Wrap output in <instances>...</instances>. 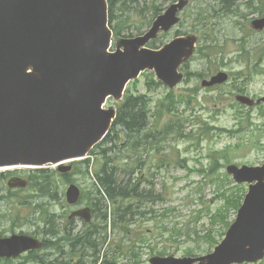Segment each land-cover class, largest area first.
Listing matches in <instances>:
<instances>
[{
	"label": "rangeland",
	"instance_id": "374dc122",
	"mask_svg": "<svg viewBox=\"0 0 264 264\" xmlns=\"http://www.w3.org/2000/svg\"><path fill=\"white\" fill-rule=\"evenodd\" d=\"M126 1L124 7L123 2L116 7L113 22L121 29L119 39L129 37V33L135 36L140 30L146 31L156 6L160 8L158 11H164L172 2ZM186 1L179 26L162 34L160 40L166 43L178 29L195 39L194 54L190 62L182 65L187 75L176 86H151L152 72L142 74L137 82L130 84L135 94H145L150 102L148 120L156 139L153 140L155 145L152 146L149 139V143L138 150L144 152V155L139 153L142 155L140 167L136 165V156L128 149L126 155L136 167L134 176L139 175L141 189L153 188V197L135 200L132 208L137 211L129 212L121 222L117 220L112 202L101 205L87 225L79 219L73 221L75 233L94 225L99 227L95 234L100 250L96 253L99 263L107 258L115 264H150L152 257L209 253L222 240V234L228 229L226 224L235 217L234 209L230 208L225 218L218 217L211 222L214 213L227 207L224 197L239 193L227 168L233 164L257 166L264 162V103L256 102L264 96V33L255 34L251 29L252 19L264 15V0ZM244 3H250L255 10ZM122 8L129 11H122ZM221 70L230 73L226 84L217 89L201 86L202 79ZM237 94L255 98V104L252 107L242 105L236 100ZM120 102L109 99L107 106L117 108ZM117 130L120 135L117 145L127 143L128 133L121 126ZM156 151L160 153L156 154ZM94 156L97 169L98 163L103 162L101 149L96 150ZM125 161L121 158L115 163L123 168ZM3 171L5 169H0V173ZM84 171L79 169L68 176V180L62 174L57 175L60 194L56 198L60 199L39 198L42 205L37 212L31 198L36 195L33 185L26 191H8L5 180L0 178V196L8 194L7 198L0 199V213L6 216L1 230L7 231V235L34 233L45 239L40 231L43 213L39 214L45 209L58 216L60 227L69 226L67 216L73 209L85 205L94 208L89 195L95 175L90 173L89 177ZM119 171L123 172L122 169ZM128 177L121 174V179L128 180ZM72 183L89 193V197L75 207L69 206L64 197ZM238 185L248 189V183ZM106 211L108 221L104 222L102 217ZM106 235L108 240L105 242ZM87 253L85 263L95 264L94 251ZM79 260L83 261V258L75 255L71 261ZM0 264L35 263L17 259L13 263L0 261ZM256 264H264V258Z\"/></svg>",
	"mask_w": 264,
	"mask_h": 264
},
{
	"label": "water",
	"instance_id": "95a60500",
	"mask_svg": "<svg viewBox=\"0 0 264 264\" xmlns=\"http://www.w3.org/2000/svg\"><path fill=\"white\" fill-rule=\"evenodd\" d=\"M184 4L180 0L171 5L145 35L122 39L109 52L107 0H0V166L57 164L85 156L116 116L113 108L102 105L108 97L121 99L127 83L143 70L155 69L160 80L175 86L195 39L179 37L160 50L145 45L161 28L168 30L179 21ZM253 26L263 29L264 17ZM227 80L228 74L220 72L202 85ZM238 99L253 103L246 96ZM228 170L240 182H258L250 185L236 221L215 252L199 258L155 257L152 264H232L264 256V165H232ZM8 184L25 187L28 182L12 178ZM80 195L75 184L66 192L70 204ZM75 215L91 220L90 208L71 217ZM42 244L29 235H0V256H18Z\"/></svg>",
	"mask_w": 264,
	"mask_h": 264
},
{
	"label": "trees",
	"instance_id": "16d2710c",
	"mask_svg": "<svg viewBox=\"0 0 264 264\" xmlns=\"http://www.w3.org/2000/svg\"><path fill=\"white\" fill-rule=\"evenodd\" d=\"M110 5V19L111 23L116 20V7L120 2L124 7L126 0H108ZM129 1V0H128ZM132 3L133 0L131 1ZM136 3V2H135ZM122 11L128 12L126 8H122ZM160 8L156 6L155 15H158ZM152 20V19H151ZM150 20V22H151ZM116 34H121V29L117 24H113ZM151 86H159L160 82L150 80ZM149 101L145 94H134L131 89L128 88L124 100L118 106L117 116L112 124L111 130L107 137L98 146L103 153V162L98 163V168L93 170L95 175V181L93 189L90 191V204H94L93 211L97 213L100 211L101 205L107 206L108 202H112L116 208H114L115 215L118 216L119 222L125 220L129 212H136V208H132L135 204V200H141L142 198L153 197L152 189H141L142 183L140 177L135 175V167L131 165L130 158L126 155L127 149L129 153H133L136 156V163L142 165V153L138 151L142 145H147L149 139L153 144V140L156 139V134L153 132V128L149 123ZM121 126L128 133V142L125 144H119V131L117 127ZM113 153H117L120 157H117ZM113 154V155H112ZM144 155V152H143ZM149 155V153H147ZM145 155L144 157H146ZM127 156V157H126ZM126 160V167H118L116 160ZM91 159H85L78 163V169H85V174L89 176L91 168ZM76 168V169H77ZM119 171V170H121ZM57 171L54 169H40L32 174V182L34 183L36 195H32L31 198L34 200L35 212L41 207L42 204L38 201L39 198H56L59 194L58 184H56L55 176ZM122 175H129L128 180L121 179ZM90 177V176H89ZM89 193L83 192L82 199L88 198ZM157 193H154L156 195ZM243 188L240 190L237 196L230 195L224 197L227 207L223 210L220 208L213 216L214 220L218 217L225 218L227 210L233 208L236 211L242 200ZM59 200L60 198H56ZM42 199H40L41 201ZM121 201L123 203L121 204ZM127 201L129 204H127ZM122 205V207H121ZM43 213V228L40 230L45 236L44 250L32 257L34 261L40 264H72L69 257L79 255L82 260L76 262V264H86L85 257L88 254V250H93L92 254L95 257L93 263L95 264H115L112 260L105 258L99 263V258L96 257V253H100L98 250V244L95 240V234L99 232V227L94 225L81 232H73L74 227L68 228L60 227L57 222L58 216L55 213H51L48 210L39 211V214ZM42 216V215H41ZM103 221H108L107 211L103 213ZM226 225H229L227 223ZM97 229V230H96ZM50 239V240H49ZM104 241L108 240V235L104 236ZM58 241V242H57ZM55 242V243H54ZM83 248V250H82ZM48 250V251H47ZM98 251V252H97Z\"/></svg>",
	"mask_w": 264,
	"mask_h": 264
},
{
	"label": "bare ground",
	"instance_id": "6f19581e",
	"mask_svg": "<svg viewBox=\"0 0 264 264\" xmlns=\"http://www.w3.org/2000/svg\"><path fill=\"white\" fill-rule=\"evenodd\" d=\"M240 40H241V39H240ZM215 85H218V84H214V85H212V86H215ZM116 116H117V114H116ZM116 116L112 119L110 129H111V127H112V124H113V122H114ZM96 230H97V229H96ZM49 240H50V239H49ZM57 242H58V241H57ZM54 243H55V242H54ZM82 250H83V248H82ZM47 251H48V250H47Z\"/></svg>",
	"mask_w": 264,
	"mask_h": 264
},
{
	"label": "flooded vegetation",
	"instance_id": "af4514ba",
	"mask_svg": "<svg viewBox=\"0 0 264 264\" xmlns=\"http://www.w3.org/2000/svg\"><path fill=\"white\" fill-rule=\"evenodd\" d=\"M218 85H215V86H213V87H217Z\"/></svg>",
	"mask_w": 264,
	"mask_h": 264
}]
</instances>
